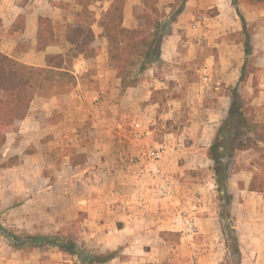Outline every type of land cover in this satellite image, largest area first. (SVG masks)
<instances>
[{"label": "crops", "instance_id": "0c3cea01", "mask_svg": "<svg viewBox=\"0 0 264 264\" xmlns=\"http://www.w3.org/2000/svg\"><path fill=\"white\" fill-rule=\"evenodd\" d=\"M112 1L88 5L99 50L92 57H71L75 83L61 93L53 88L36 94L17 131L6 135L4 154L17 160L0 168V222L19 233L51 235L67 234L72 226L76 242L93 254L121 248L97 264H184L195 258L219 264L226 255L220 218L197 202L213 192L214 173L207 182L194 173L213 171L208 148L228 114L229 88L237 87L253 106L255 121L264 122V4L238 2L253 30L246 62L241 22L230 0L184 1L160 41L158 60L138 70L133 85L122 87L98 25ZM122 1L123 24L137 27L133 11H142L143 0ZM172 1L157 0L167 17ZM80 11L78 0H0V51L25 65L46 67L47 54H67L65 28L78 21ZM40 16L50 19L55 40L38 50ZM250 62L256 69L241 85L240 71ZM188 64L205 74L173 94L180 84L169 79ZM150 148L161 151L173 204L154 198L155 180L143 172L141 157ZM232 160L229 212L241 241L244 229L264 230V190L248 189L252 177L261 173L264 180V140L257 148L237 150ZM138 197L148 204H139ZM177 201L194 208L189 232L174 220ZM65 255L52 247L22 252L0 237V264H63Z\"/></svg>", "mask_w": 264, "mask_h": 264}, {"label": "trees", "instance_id": "16d2710c", "mask_svg": "<svg viewBox=\"0 0 264 264\" xmlns=\"http://www.w3.org/2000/svg\"><path fill=\"white\" fill-rule=\"evenodd\" d=\"M91 1L96 0H78L81 5L78 21L74 24H67L65 28V39L71 47L65 55L47 54L45 56L46 67L25 65L0 51V149L6 141V135L17 131L19 122L26 116L30 102L36 94L49 93L53 88L61 93L66 90L67 86L75 83V77L69 70L71 57L77 54L92 57L98 53L99 48L91 29L94 18L88 8ZM184 1L186 0H182L178 9L167 17L164 9L157 6V0H144V8L141 12L133 11L134 16L140 20V24L135 28H129L123 24L122 0H113L102 12L98 25L102 28V36L107 39L108 63L116 68V75L120 78L122 87L135 83L136 72L134 71L136 69L143 71L151 62L158 60L160 41L168 23L173 21L181 11ZM238 2L239 0H230L241 22L238 37L243 44L247 62L252 52L253 30L251 25H247L239 11ZM250 2L260 4L264 3V0H250ZM168 6L173 11L174 4L169 3ZM37 37L38 50L55 40L49 18L38 17ZM255 69L251 62L248 65L244 64L239 83L242 85L248 74L254 72ZM253 85L255 93V83ZM38 89L41 90L38 91ZM229 90L231 103L228 114L212 138L208 156L213 160L212 169L217 198L223 201L219 203L218 216L225 244L228 249H234V264H240L239 240L229 212L232 197L228 186V176L231 172L230 158L237 150L257 148V142L264 140V122L255 121L253 106L241 97L237 87L229 88ZM81 157L80 160L83 161L84 156ZM75 161L77 160L72 158V163ZM8 164L0 161V168ZM260 164L264 167V163ZM262 177L261 173L258 177H252L248 189L263 191ZM70 236L69 233L59 232L52 235L41 232L19 233L14 228L0 222V237L10 247L24 252L35 248L44 250L52 247L74 256L75 264L101 263L116 256L121 249L93 255L82 244L77 243L74 236Z\"/></svg>", "mask_w": 264, "mask_h": 264}, {"label": "rangeland", "instance_id": "374dc122", "mask_svg": "<svg viewBox=\"0 0 264 264\" xmlns=\"http://www.w3.org/2000/svg\"><path fill=\"white\" fill-rule=\"evenodd\" d=\"M182 0H173L170 3L174 4L173 7V11H169V15L172 12H175ZM144 2V0H143ZM169 4V3H168ZM264 4V3H263ZM236 38V37H235ZM199 68H196L194 65L188 64L186 65V68L184 70H175L174 74H173V79H169V80H178V84H180L179 88L176 87L175 89H173V94H180L181 92L184 91L186 84L185 82L188 80H202L201 77H203V75L205 74L204 72H202L201 70L198 71ZM138 69H136L134 72L137 73ZM161 71V70H160ZM241 73V71H240ZM239 74V73H238ZM240 76V74H239ZM210 80H214V76L211 77ZM210 87V85H208ZM207 88V87H205ZM41 89H38V91H40ZM249 113V111H248ZM247 116H249L247 114ZM17 160L16 156H12V157H8V153L4 154V151L1 147L0 149V161H4L6 163H9V165H11L12 163H14ZM231 162L233 161L232 158H230ZM258 160V159H256ZM234 168V165L231 164V169ZM209 169H212L209 168ZM195 172V171H194ZM212 170H207L204 174L202 173L203 176H200V173H194L197 177H204V179H206L204 182H207L208 180H210L211 176H212ZM210 188V191L213 190V192H211V195H209V197H207L204 201H199L197 200L198 203H204L206 204L207 208L211 211V212H215V213H219L220 210V206L219 203H222L223 201L219 200L217 198V192H215V187ZM10 227V226H9ZM67 233H69L71 236H74V231H72V226H69L67 228ZM243 235L245 236L244 239H242L241 241H239V245H240V253H241V263L240 264H264V230H247L244 229L243 231ZM70 236V237H71ZM256 237L257 238V242H253L252 244L250 243V237ZM221 238V237H220ZM224 238V235H223ZM202 242V241H201ZM203 243V242H202ZM216 243V240L214 239L213 244ZM85 248V247H84ZM224 248H225V257L224 260H222L219 264H234V249L230 248L228 249L226 247L225 244V240H224ZM219 249H221V247H219ZM88 251V250H87ZM24 252V251H22ZM89 252V251H88ZM93 254V253H91ZM93 255H98V254H93ZM63 259L61 260H66L63 261V264H75V257L71 256L69 254H66L65 256H62ZM167 264H169V262H166ZM184 264H200L198 263L197 259H193L191 261H186Z\"/></svg>", "mask_w": 264, "mask_h": 264}, {"label": "built area", "instance_id": "2783aa9c", "mask_svg": "<svg viewBox=\"0 0 264 264\" xmlns=\"http://www.w3.org/2000/svg\"><path fill=\"white\" fill-rule=\"evenodd\" d=\"M137 125V124H136ZM181 147V143H176V149ZM161 151L159 148L148 149L141 157L143 172L154 179L153 194L156 200L164 199L173 204L171 199L174 196L172 180L169 176L164 175L160 168ZM137 202L141 205H147L148 199L144 197H138ZM180 202L172 205L178 207V211L174 216V220L183 226L182 230L191 231L192 229V216L193 207H188Z\"/></svg>", "mask_w": 264, "mask_h": 264}]
</instances>
